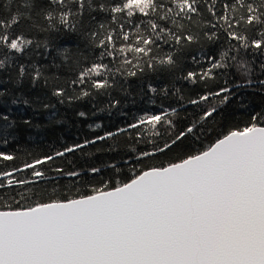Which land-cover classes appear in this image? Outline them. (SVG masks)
<instances>
[{"label": "snow or ice", "instance_id": "obj_1", "mask_svg": "<svg viewBox=\"0 0 264 264\" xmlns=\"http://www.w3.org/2000/svg\"><path fill=\"white\" fill-rule=\"evenodd\" d=\"M69 120L0 150V264H264V0H0V145Z\"/></svg>", "mask_w": 264, "mask_h": 264}, {"label": "trees", "instance_id": "obj_2", "mask_svg": "<svg viewBox=\"0 0 264 264\" xmlns=\"http://www.w3.org/2000/svg\"><path fill=\"white\" fill-rule=\"evenodd\" d=\"M126 111H128V109H126ZM134 111H136V109L132 108L129 113V118L131 117V112ZM43 119L46 120L47 118L45 117ZM124 120L125 118L118 115L109 117L106 113H101L100 118L96 119V122L102 123L106 128L115 130L116 126H123ZM36 122L41 123V118L38 117ZM91 122L92 121H89V123ZM104 130L105 129L102 128L97 131L102 134ZM83 134H87L89 136L92 135L91 130L87 127V125L83 123H76L74 125L73 121L69 120L67 124L59 126L55 132H50L46 128L30 129L19 141V143L10 142L8 145H0V150L15 153L19 157L15 163L20 164L24 159L31 158L28 156V153H32V155L40 154L42 151L46 150L50 144L58 147L59 143H71L78 135ZM110 155L111 154L107 153H97L91 158L85 156L83 159H80L79 154H77L76 158L80 160V163H84V161L91 159L99 165L102 161H106Z\"/></svg>", "mask_w": 264, "mask_h": 264}]
</instances>
